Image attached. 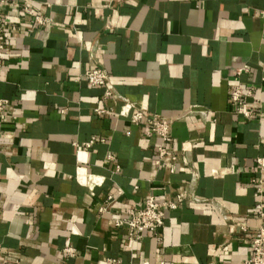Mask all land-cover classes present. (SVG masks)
I'll return each mask as SVG.
<instances>
[{"label":"crops","instance_id":"crops-1","mask_svg":"<svg viewBox=\"0 0 264 264\" xmlns=\"http://www.w3.org/2000/svg\"><path fill=\"white\" fill-rule=\"evenodd\" d=\"M0 15L8 22L0 49L4 264L251 257L254 178L264 200L256 166L264 156V0H8ZM93 67L108 72L113 94L87 83L83 72ZM237 84L253 118L229 99ZM117 95L171 120L173 172L155 167L159 139L145 135L147 124L116 115ZM179 191L200 201L186 196L139 241L126 242V226L113 224L147 197L172 200ZM66 246L74 256L62 253Z\"/></svg>","mask_w":264,"mask_h":264},{"label":"built area","instance_id":"built-area-1","mask_svg":"<svg viewBox=\"0 0 264 264\" xmlns=\"http://www.w3.org/2000/svg\"><path fill=\"white\" fill-rule=\"evenodd\" d=\"M8 0H0V6L7 3ZM34 20L37 23L43 24L45 20L41 16H35ZM8 27V22L0 15V49L2 47L1 39L3 34ZM244 69H237L236 73L240 74ZM83 77L87 83L91 86H106L105 95L109 96L113 94L112 87L108 86V72L100 67H93L83 72ZM246 95H250V90L247 91ZM117 98L121 101V109L116 112V115L127 118L133 125L139 126L142 123L147 124L145 130L146 136L155 135L159 139V144L155 149V160L154 164L156 168L167 167L171 172L175 168V164L178 161L179 156L169 149L168 144L171 137V120L164 118L160 114L150 113L144 107H137L133 102L127 98L117 95ZM229 99L236 108V112L245 118H253L254 111L249 104L244 100V94L240 88V85H234L229 94ZM8 100L0 98V115L3 113ZM96 114L112 113L110 109L95 108ZM201 115H205V110L199 111ZM115 113V112H114ZM95 141L92 137L88 141L84 142L83 145L89 148ZM185 162L184 158H182ZM256 166L258 170L264 169V156L256 158ZM254 186V196L257 201L253 205V211L258 218V224L254 230L251 238V257L245 260L242 264H264V200L262 198V179L254 178L252 180ZM193 202L200 201L191 191H188L185 195L184 192L179 191L176 193L172 200H157L153 196L147 197L143 205L138 208H133L128 213L119 218H113V224L116 226H126L127 236L126 242L139 241L143 237L145 231L156 232L160 227L163 226L166 210H175L183 202L185 197ZM111 199L110 196L107 200ZM220 212H223V206L214 203ZM106 207L102 206L99 211H105ZM224 219L227 215L222 213ZM62 253L66 256H74L75 250L71 246H66L62 250ZM2 251L0 249V256ZM112 264H121L116 259L109 260ZM0 264H4L0 257Z\"/></svg>","mask_w":264,"mask_h":264}]
</instances>
